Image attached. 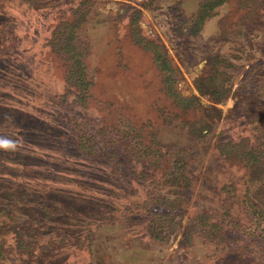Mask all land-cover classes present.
<instances>
[{
	"label": "rangeland",
	"instance_id": "374dc122",
	"mask_svg": "<svg viewBox=\"0 0 264 264\" xmlns=\"http://www.w3.org/2000/svg\"><path fill=\"white\" fill-rule=\"evenodd\" d=\"M0 264H264V0H0Z\"/></svg>",
	"mask_w": 264,
	"mask_h": 264
}]
</instances>
